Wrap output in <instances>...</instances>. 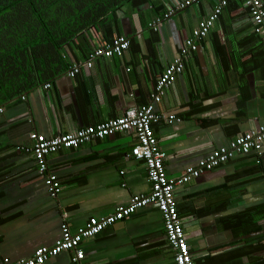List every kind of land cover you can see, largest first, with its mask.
<instances>
[{
	"label": "crops",
	"instance_id": "obj_1",
	"mask_svg": "<svg viewBox=\"0 0 264 264\" xmlns=\"http://www.w3.org/2000/svg\"><path fill=\"white\" fill-rule=\"evenodd\" d=\"M177 1L183 0H136L117 9L111 30L91 27L73 50L65 49L69 69L49 82L50 89L45 83L0 105V264L52 247L63 223L76 232L90 219L152 192L144 162L131 155L136 136L124 132L50 156L49 170L63 186L53 199L34 157L21 150L32 132L67 134L153 104L166 119L153 129L168 156L167 175L180 179L217 149L264 126V40L242 0H229L162 104L153 102L161 75L221 0H202L166 20L158 32L150 29ZM118 37L129 39L130 48L111 59L97 58L89 69L93 51ZM74 65L81 70L72 78ZM170 116L180 121L169 123ZM175 197L197 264H264V147L192 178L175 189ZM81 247L87 264H176L155 205ZM44 264H72V254Z\"/></svg>",
	"mask_w": 264,
	"mask_h": 264
},
{
	"label": "built area",
	"instance_id": "obj_2",
	"mask_svg": "<svg viewBox=\"0 0 264 264\" xmlns=\"http://www.w3.org/2000/svg\"><path fill=\"white\" fill-rule=\"evenodd\" d=\"M200 1L202 0L173 2L162 16L156 17L149 24L150 29L158 32L160 26L166 20ZM242 1L250 12L254 26L261 33L264 40V1ZM228 3L229 0H221L185 41L179 57L166 68L156 85L153 95L155 104H162L167 91L176 83L178 77L183 74L186 59L191 53L198 51L200 42L207 37L215 22L228 6ZM130 45L129 39L125 37H118L111 43L101 45L91 54V60L87 67L91 69L93 61L97 58L111 59L115 55H122L124 51L130 48ZM80 70L79 65H74L68 75L74 78L80 73ZM43 88L50 89L51 84H45ZM23 100H25L24 97ZM164 119V116L155 111L154 105L150 104L137 109H129L122 116L107 123L85 127L67 134L46 137L37 132H32L29 135L30 144L23 146L21 150L34 157L38 172L44 176L45 186L53 199H57L60 196L63 186L58 176L49 170L48 158L50 156L62 150L77 149L95 140H102L124 132H132L136 136L137 144L133 147L131 155L135 159L144 162L149 182L152 185V192L147 196H135L129 205L119 207L113 214L99 219H90L85 227L76 232L72 231L67 223H63L61 226V237L55 245L39 248L31 258L17 262L5 258L2 264H44L63 253L72 254V264H87L85 263L84 250L81 247L84 241L95 238L109 227L130 218L139 209L149 205H155L162 213L167 240L174 251L175 263L197 264L192 256L184 224L178 212L175 189L187 184L192 178H198L204 173L220 167L232 160L236 155H249L252 152L260 153L264 147V126L240 136L231 142L228 147L217 149L200 164L198 169H188L186 175L182 178L170 179L165 166L168 156L161 150L153 129L154 125L159 124ZM175 120L180 121L175 116H170L167 119L169 123H173Z\"/></svg>",
	"mask_w": 264,
	"mask_h": 264
},
{
	"label": "trees",
	"instance_id": "obj_3",
	"mask_svg": "<svg viewBox=\"0 0 264 264\" xmlns=\"http://www.w3.org/2000/svg\"><path fill=\"white\" fill-rule=\"evenodd\" d=\"M134 1L0 0V105L68 70L65 49L91 27L111 30L115 11Z\"/></svg>",
	"mask_w": 264,
	"mask_h": 264
}]
</instances>
